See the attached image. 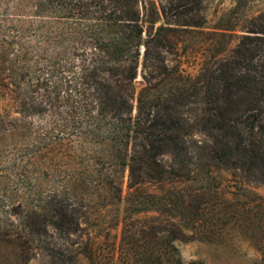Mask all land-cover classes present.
Here are the masks:
<instances>
[{"label": "trees", "instance_id": "1", "mask_svg": "<svg viewBox=\"0 0 264 264\" xmlns=\"http://www.w3.org/2000/svg\"><path fill=\"white\" fill-rule=\"evenodd\" d=\"M200 8L201 0H0V100L40 122L30 145L46 180L24 210L0 218V264H28L37 251L48 264L92 259L90 243L76 252L65 241L80 236L92 199L156 213L125 264H182L175 241L214 237L202 229L213 171L264 184V13L187 72L168 55L179 29L202 23Z\"/></svg>", "mask_w": 264, "mask_h": 264}, {"label": "rangeland", "instance_id": "2", "mask_svg": "<svg viewBox=\"0 0 264 264\" xmlns=\"http://www.w3.org/2000/svg\"><path fill=\"white\" fill-rule=\"evenodd\" d=\"M160 2L154 0L155 7ZM258 13H264V0H201L202 23L179 29L178 50L168 58L179 60L185 71L195 72L212 62L217 49L232 47L247 21ZM159 23L160 19L155 25ZM140 79L138 73L136 89L141 86ZM24 124L30 126L27 131ZM39 125L36 117L19 119L9 103L0 100V218L24 210L46 185L40 153L30 145L40 140ZM88 156L82 154L80 158L85 162ZM125 174L122 197L126 192ZM211 176L212 184L205 189L202 229L210 230L214 237L210 241H175L181 263L264 264V184L244 182L226 171H213ZM106 202L92 199L91 214L80 236L65 240L76 252L84 250L85 243L91 244L93 258L78 255L76 264H125L123 258L130 253L132 242L141 244L140 238L150 231L147 225L154 221L149 216L156 213L135 215L125 209L123 201L114 206ZM115 214L118 223L112 225ZM141 227L143 230H139ZM28 264H48V260L37 251Z\"/></svg>", "mask_w": 264, "mask_h": 264}]
</instances>
